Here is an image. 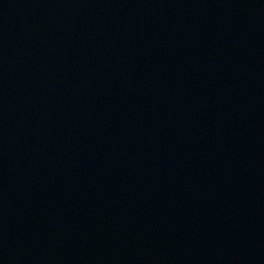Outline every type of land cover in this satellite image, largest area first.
I'll return each mask as SVG.
<instances>
[{
	"label": "water",
	"instance_id": "1",
	"mask_svg": "<svg viewBox=\"0 0 264 264\" xmlns=\"http://www.w3.org/2000/svg\"><path fill=\"white\" fill-rule=\"evenodd\" d=\"M0 264H264V0H0Z\"/></svg>",
	"mask_w": 264,
	"mask_h": 264
}]
</instances>
